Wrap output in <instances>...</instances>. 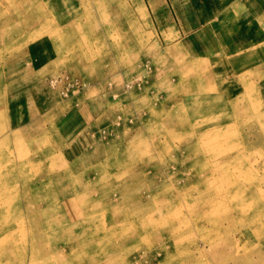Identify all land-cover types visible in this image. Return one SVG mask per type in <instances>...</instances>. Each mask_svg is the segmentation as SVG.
Segmentation results:
<instances>
[{"label":"rangeland","instance_id":"rangeland-1","mask_svg":"<svg viewBox=\"0 0 264 264\" xmlns=\"http://www.w3.org/2000/svg\"><path fill=\"white\" fill-rule=\"evenodd\" d=\"M20 1L0 0V264H264V19L24 0L65 35L32 37Z\"/></svg>","mask_w":264,"mask_h":264},{"label":"bare ground","instance_id":"bare-ground-1","mask_svg":"<svg viewBox=\"0 0 264 264\" xmlns=\"http://www.w3.org/2000/svg\"><path fill=\"white\" fill-rule=\"evenodd\" d=\"M21 2V3H20ZM19 3L20 4H17V3H15V5L17 4V5H19V7H18V9H19V13L18 14H16V15H14V18L16 19V18H22L23 16H27L26 17V23H25V31L27 32V33H29V34H32L33 36L32 37H35V35H37V33H38V29L40 28L42 31H41V34H46V35H48V36H50V37H65V35L64 36H61L60 34H57V33H54V31H53V27H50L49 26V24L47 23V22H44V20H41L42 18H43V15H41V13H39V12H37V9L38 8H40V6H36L35 8H31V7H29L27 4V6L29 7V9L28 8H26V7H24L25 5H24V3H26V1H24V0H21ZM28 2V1H27ZM29 4V3H28ZM16 5V6H17ZM28 9V10H27ZM27 11L29 12V14L27 13ZM26 32H22V30L21 29H19L18 28V30H16L15 31V34L16 35H19V34H21V33H26ZM13 34H11V35H8L9 37H11ZM21 37H23V36H21ZM233 59V60H232ZM231 59V63H232V67L234 66H236L237 67V65H238V57H233ZM263 60H264V58H263ZM182 64H179L178 66H181ZM259 66V65H258ZM258 68V67H257ZM259 68L262 70V66L260 65L259 66ZM210 71V70H209ZM252 71V70H251ZM252 72H254V71H252ZM188 73H191L190 75H196V76H198V77H202V75H201V72L199 71V70H197V69H193V70H191L190 72H188ZM193 73V74H192ZM206 73V72H205ZM210 73V72H209ZM255 73V72H254ZM211 75V74H210ZM188 76H189V74H188ZM188 76H186L185 75V77H188ZM213 76V75H212ZM197 77V78H198ZM214 78V77H213ZM203 79V78H202ZM206 79V78H205ZM195 81H197V80H195V78H194V82ZM198 81H201L200 79L198 80ZM207 83V82H206ZM210 83V82H209ZM190 84H191V82H190ZM198 84H199V82H198ZM205 84V83H204ZM211 84V83H210ZM187 85V84H186ZM204 86V85H203ZM197 87V86H196ZM195 87V88H196ZM194 88V89H195ZM198 88V87H197ZM203 88H205V87H203ZM218 88V87H217ZM202 89V88H201ZM206 89V88H205ZM206 91V90H205ZM201 92V91H200ZM208 92V91H207ZM206 92V93H207ZM219 99V98H218ZM214 100V99H213ZM220 101H221V99H220ZM225 107V106H224ZM186 119V118H185ZM74 196V195H73ZM73 198V197H72ZM61 209V208H60ZM63 214V213H62ZM61 216V215H60ZM62 217V216H61ZM63 218V217H62ZM34 226H35V228H37V227H39V228H42V230H44V231H46L47 230V227L45 226V224H40L39 225V223H37V222H35V224H34ZM40 230V229H39ZM35 232V231H34ZM87 232H89V230L87 231ZM85 234V233H84ZM33 247L35 248V249H39L40 248V243H35L34 245H33Z\"/></svg>","mask_w":264,"mask_h":264},{"label":"crops","instance_id":"crops-1","mask_svg":"<svg viewBox=\"0 0 264 264\" xmlns=\"http://www.w3.org/2000/svg\"><path fill=\"white\" fill-rule=\"evenodd\" d=\"M258 1L259 3H256L254 0L243 1L245 2L244 8L251 9L248 10L249 14H246L250 17L248 18L247 28L252 29L253 31L255 30V32L253 34H248V35L243 34L241 35V37H259L258 32H260V30H258V28L256 27L260 25L261 19L262 20L264 19V0H258Z\"/></svg>","mask_w":264,"mask_h":264}]
</instances>
